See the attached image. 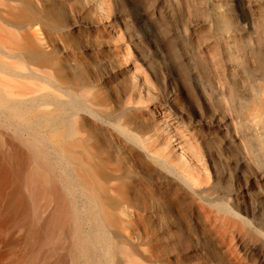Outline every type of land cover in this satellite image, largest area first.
Listing matches in <instances>:
<instances>
[{"label": "bare ground", "instance_id": "6f19581e", "mask_svg": "<svg viewBox=\"0 0 264 264\" xmlns=\"http://www.w3.org/2000/svg\"><path fill=\"white\" fill-rule=\"evenodd\" d=\"M80 1L82 10L115 33L106 0H0V264H170L166 236L153 222L158 193L175 204L190 200L194 215L216 228L229 247L240 233L264 246V236L214 208L193 183L164 191L145 178L136 182V157L160 154L148 139L168 145L165 157L191 177L194 155L162 114L135 143L132 124L125 115L118 118L131 110L129 103L113 105L89 84L81 63L56 55L55 41L42 37L43 22ZM205 2V56L241 83L235 110L220 124L232 127L230 138L239 140L252 174L264 183V0H245L255 43L248 51L244 30L228 25L226 0ZM131 78L147 94L136 72ZM216 84L226 92L224 83Z\"/></svg>", "mask_w": 264, "mask_h": 264}, {"label": "rangeland", "instance_id": "374dc122", "mask_svg": "<svg viewBox=\"0 0 264 264\" xmlns=\"http://www.w3.org/2000/svg\"><path fill=\"white\" fill-rule=\"evenodd\" d=\"M174 1L175 10L170 0H106L114 34L91 10H82L81 1L78 5L68 2L65 9H57L51 22L42 23L40 32L45 40L55 41L56 55L81 63L89 84L101 89L113 105L121 108L129 103L131 110L118 118L121 121L125 115L132 124L135 143L140 144L142 132L163 115L192 150L197 166L194 177L165 157L168 145L165 148L159 140L148 139L160 154L141 161L136 157L137 183L145 178L153 189L164 191L175 184L193 183L214 208L263 237L264 183L252 174L239 140L230 138L232 127L220 124L228 111L235 110L241 83L237 76L226 78L222 63L213 65L205 56L206 29L200 25L209 9L205 0ZM226 2L228 25L243 29L245 50L254 49V36L248 31L251 12L245 0ZM134 72L148 87L147 94L137 91L138 82L131 78ZM218 82L225 84L226 92L217 89ZM136 151L140 153L137 147ZM166 195L167 201H162L163 194H157L152 216L166 236L170 264H264L261 242L240 233L229 247L216 228L194 215L190 200L175 204Z\"/></svg>", "mask_w": 264, "mask_h": 264}]
</instances>
